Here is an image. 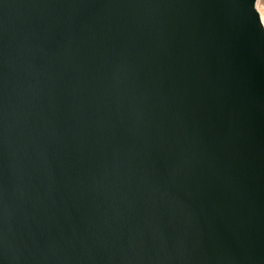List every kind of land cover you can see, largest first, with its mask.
Here are the masks:
<instances>
[{
  "label": "water",
  "instance_id": "obj_1",
  "mask_svg": "<svg viewBox=\"0 0 264 264\" xmlns=\"http://www.w3.org/2000/svg\"><path fill=\"white\" fill-rule=\"evenodd\" d=\"M259 0H0V264H264Z\"/></svg>",
  "mask_w": 264,
  "mask_h": 264
},
{
  "label": "rangeland",
  "instance_id": "obj_2",
  "mask_svg": "<svg viewBox=\"0 0 264 264\" xmlns=\"http://www.w3.org/2000/svg\"><path fill=\"white\" fill-rule=\"evenodd\" d=\"M259 2H260V1H259ZM258 7H259L260 12H261L262 15H263V18H264V6H262V5L260 4Z\"/></svg>",
  "mask_w": 264,
  "mask_h": 264
},
{
  "label": "trees",
  "instance_id": "obj_3",
  "mask_svg": "<svg viewBox=\"0 0 264 264\" xmlns=\"http://www.w3.org/2000/svg\"><path fill=\"white\" fill-rule=\"evenodd\" d=\"M260 1V4L262 5V6H264V0H259Z\"/></svg>",
  "mask_w": 264,
  "mask_h": 264
}]
</instances>
